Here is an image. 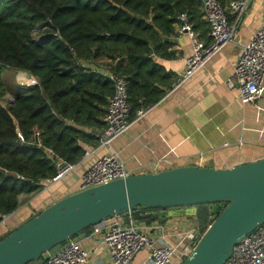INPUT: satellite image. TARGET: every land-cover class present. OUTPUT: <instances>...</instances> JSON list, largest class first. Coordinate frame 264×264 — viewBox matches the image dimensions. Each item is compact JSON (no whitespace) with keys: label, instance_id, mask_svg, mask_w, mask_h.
I'll return each mask as SVG.
<instances>
[{"label":"trees","instance_id":"1","mask_svg":"<svg viewBox=\"0 0 264 264\" xmlns=\"http://www.w3.org/2000/svg\"><path fill=\"white\" fill-rule=\"evenodd\" d=\"M218 1L226 5L229 0ZM198 8L196 0H0V102L3 67L37 81L15 85L11 104L7 109L0 105V223L2 216L16 212L20 198L34 195L55 175L54 164L32 144L34 132L71 164L82 160L85 145H98L114 89L102 74L80 64L102 60L125 79L133 120L171 88L175 76L158 61L173 57L170 38L177 16H197ZM227 205L195 207L201 235ZM167 211L138 208L131 213L139 223L151 224Z\"/></svg>","mask_w":264,"mask_h":264},{"label":"crops","instance_id":"2","mask_svg":"<svg viewBox=\"0 0 264 264\" xmlns=\"http://www.w3.org/2000/svg\"><path fill=\"white\" fill-rule=\"evenodd\" d=\"M197 12V16L189 15L191 25L197 37L208 44L209 27L202 19L200 6ZM263 25L264 0H252L236 27L235 42L223 45L202 67L179 83L175 82L176 77L184 71L192 44L186 35L179 33L178 25L174 26L169 50L173 57L158 61L175 76L171 88L147 109L143 119L111 142L112 151L128 170L152 166L162 159L168 162L160 164V171L189 166L197 158L200 164L196 167L215 170H229L264 159V80L260 97L245 105L240 103L237 89L226 86L240 56V44L250 40ZM85 151L93 154L82 158L73 173L55 184L44 182L34 195L20 198L16 212L0 223V240L58 201L78 193L80 175L93 161L107 154L98 145H85ZM158 221L166 223L167 232L174 240L171 237L174 233L182 236L187 229L196 227V209H168ZM87 234L76 237L81 247L89 251L86 264H110L101 237L88 241ZM147 253L140 251L130 264H143Z\"/></svg>","mask_w":264,"mask_h":264},{"label":"built area","instance_id":"3","mask_svg":"<svg viewBox=\"0 0 264 264\" xmlns=\"http://www.w3.org/2000/svg\"><path fill=\"white\" fill-rule=\"evenodd\" d=\"M199 3L202 19L209 27L208 44L195 34L187 13L177 16L179 33L186 35L192 44V54L185 60L184 71L176 77V83L190 77L202 67L210 57L225 44H233L237 36L236 27L247 12L252 0H229L222 5L218 0H196ZM81 67L89 68L106 77L113 85V95L108 99L106 112L102 117L105 127L99 135L98 148L105 149L107 154L99 157L87 171L80 175L78 192L106 185L113 181L130 176L157 174L160 164L168 162L160 160L155 165H142L135 170H128L118 155L112 151L111 142L127 133L133 123L143 119L148 110L139 109L135 118H130L128 105L127 82L125 79L108 70L105 65L95 62L81 63ZM102 70V71H101ZM264 80V25L244 44H240V56L233 67V74L226 86L237 89L238 99L242 105L255 102L261 95ZM23 144V138H20ZM32 144L43 151L45 157L55 166V175L48 181L55 184L76 170V164L60 159L51 149L45 147L34 132ZM241 145V141H239ZM93 152L85 151L83 158ZM200 164L197 158L189 166ZM17 180L24 181L20 175ZM44 183V182H43ZM42 185V184H41ZM42 187V186H41ZM7 216H2V221ZM100 236V243L106 249L110 264H130L134 257L147 250L143 264H182L190 255L201 238L197 227L187 229L182 236L167 232L166 223L156 221L151 224L139 223L131 212L115 216L98 225L85 236V240H95ZM89 251L80 245L76 238L68 240L54 253H48L43 264H86ZM224 264H264V223L253 232L240 239L233 248L230 258Z\"/></svg>","mask_w":264,"mask_h":264},{"label":"water","instance_id":"4","mask_svg":"<svg viewBox=\"0 0 264 264\" xmlns=\"http://www.w3.org/2000/svg\"><path fill=\"white\" fill-rule=\"evenodd\" d=\"M214 203L228 205L182 264H224L240 239L264 223V159L229 170L178 167L78 192L2 240L0 264L34 262L83 231L138 208L168 210Z\"/></svg>","mask_w":264,"mask_h":264},{"label":"rangeland","instance_id":"5","mask_svg":"<svg viewBox=\"0 0 264 264\" xmlns=\"http://www.w3.org/2000/svg\"><path fill=\"white\" fill-rule=\"evenodd\" d=\"M96 65H106V62L100 60L95 62ZM2 81H3V97L1 99L0 105L7 109L8 106L11 104L13 101V88L15 85H20V86H27V85H32L33 83H29L25 79L24 73L22 74H17V72L13 69H9L6 67L2 68ZM34 83L37 84V81L35 79H32ZM48 254H45L44 257H47Z\"/></svg>","mask_w":264,"mask_h":264},{"label":"bare ground","instance_id":"6","mask_svg":"<svg viewBox=\"0 0 264 264\" xmlns=\"http://www.w3.org/2000/svg\"><path fill=\"white\" fill-rule=\"evenodd\" d=\"M25 79L29 82V83H34L33 81H32V79L31 80H28L27 78H26V76H25Z\"/></svg>","mask_w":264,"mask_h":264}]
</instances>
